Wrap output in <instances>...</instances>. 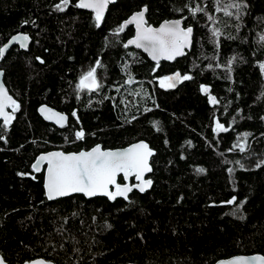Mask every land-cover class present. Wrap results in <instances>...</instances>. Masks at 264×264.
I'll return each mask as SVG.
<instances>
[{"label":"trees","instance_id":"1","mask_svg":"<svg viewBox=\"0 0 264 264\" xmlns=\"http://www.w3.org/2000/svg\"><path fill=\"white\" fill-rule=\"evenodd\" d=\"M60 2L0 0V47L17 32L31 36L28 50L13 46L0 58L5 84L20 104L8 129L0 122L4 259L214 264L264 255V0H244L241 20L217 12L216 0H117L99 27L91 13L75 7L78 0L64 11L56 9ZM197 6L204 11L193 16ZM143 7L149 24L185 17V26L194 28L191 49L157 66L141 50L125 48L133 27L116 33ZM213 28L222 33L218 44ZM97 60L102 87L78 92V77ZM177 72L192 79L159 86L160 78ZM41 103L66 111L68 123L43 120ZM217 121L228 131H215ZM81 130L84 138L76 139ZM142 139L155 150L153 184L133 190L128 200L82 194L48 200L43 172L32 169L42 152ZM233 197L236 203L227 204Z\"/></svg>","mask_w":264,"mask_h":264},{"label":"snow or ice","instance_id":"2","mask_svg":"<svg viewBox=\"0 0 264 264\" xmlns=\"http://www.w3.org/2000/svg\"><path fill=\"white\" fill-rule=\"evenodd\" d=\"M69 2L70 0H61V3L56 5V9L64 11L65 8L63 6H67ZM113 2L114 0H79L75 7L92 10L95 13L96 26L99 27L104 19L105 10ZM216 4L217 12H222L226 17L235 16L237 20L242 19L243 10L247 8L244 0H216ZM146 11L147 8H144L133 14L130 19L120 26L116 34L123 32L128 25H135L136 29L135 37L128 40L124 47L127 48L129 45H134L138 49H143L156 61L157 66H159V62L162 59L174 60L178 56L185 55V49L192 44V27H182L181 20L165 21L158 28L149 26L145 20ZM203 11L204 9L199 6L191 9L193 16ZM209 19L212 20L213 17L209 16ZM211 31L213 37L217 38L216 43L218 44V38L222 34L220 29L213 28ZM261 39H264V37ZM12 40L19 42L20 47L26 48L29 37L21 35L12 37ZM6 48L7 45L0 47V57H3ZM233 60H235V57L229 61V65H231ZM102 66L101 61L97 60L94 67H91L80 76L76 85L78 92L85 90L95 92L102 87L97 77V69ZM260 68L264 71V63L260 64ZM0 75H3V73H0ZM191 79L190 75H181L177 72L174 75L161 78L160 87L174 88L178 82ZM131 82V80L128 81V83ZM201 91L209 94L210 89L207 86H201ZM209 101L213 105L218 103L217 98L211 95H209ZM7 108H11L12 112L6 111ZM19 108L20 105L8 94L3 84H0V117L3 118L5 126L11 124L14 114ZM147 110L150 111V109ZM40 111L44 114L45 119H54L61 127L65 126L67 121L65 115L54 112L47 107H42ZM72 115L76 116V113L73 112ZM215 131L225 132L228 129L217 121ZM84 135L85 133L82 130L75 133L76 139H83ZM0 139H3V137H0ZM240 150L244 151V145L240 146ZM153 155V151L143 141L117 151L102 150L97 145L90 151H81L79 153L51 152L41 155L32 165V168L35 172H40L42 164L46 163L47 174L44 186L48 200L69 196L72 193H83L87 197L105 196L109 200L123 197L128 200V194L134 188L140 192H145L147 188L151 187L152 180L144 177L146 173L152 171L149 161ZM261 163H264V161ZM260 166V163H258L257 167ZM198 171L203 172L204 170L198 169ZM121 175L124 181H128L130 177L134 176L139 183H119L118 177ZM226 203L229 205L234 204L236 203V198L233 197ZM0 264H4L3 259H0ZM36 264H45V262L37 261ZM226 264H264V255L240 256L227 261Z\"/></svg>","mask_w":264,"mask_h":264},{"label":"water","instance_id":"3","mask_svg":"<svg viewBox=\"0 0 264 264\" xmlns=\"http://www.w3.org/2000/svg\"><path fill=\"white\" fill-rule=\"evenodd\" d=\"M116 1H117V0H114L113 3H110V4L108 5L107 9L105 10V14H106V12L108 11L109 6H110L111 4H114ZM78 2H79V0H78ZM144 8H147V7H143V8L140 9V10H136V11H134V12H133V13H132L127 19H125V20L123 21L122 24H124V22H126L128 19H130L131 16H132L133 14H135V13H137V12L143 10ZM80 9H81V8H80ZM82 10H85V11H88V12H92V13H94V12H93L92 10H90V9H82ZM147 10H148V9H147ZM94 14H95V13H94ZM105 14H104V15H105ZM145 20L147 21V11L145 12ZM174 20H181V21H182V27H185V28H186V27H192V29H193V33H192V44H193L194 28H193L192 25L185 26V17H182V18H171V19H165V20L161 21L158 25H154V24H151V23H150V24L147 23V24H148L149 26H152V27L158 28V27H159L162 23H164L165 21H174ZM147 22H148V21H147ZM131 26H132L133 29H134V34H133V36L130 37L128 40L133 39V38L135 37V33H136L135 25H128L127 27H131ZM127 27H126V28H127ZM21 35H27V36L29 37L28 46H27L26 48H22V47H20L19 42H17V41H13V40H12V37H17V36H21ZM128 40H127V41H128ZM127 41H126V43H127ZM30 42H31V36H30L28 33L23 32V31L17 32L16 34L12 35V36H11V37H10V38H9V39H8V40H7L2 46H1V47H4L5 45H7V48H6V50H5V53H4L3 57L6 55V53H7V52H8L13 46H19L21 49L28 50L29 45H30ZM126 43H125V44H126ZM192 44H191V46H190L189 48H186V49H185V54L187 53L188 50L191 49ZM128 47H134V48H136L134 45H129ZM136 49H138V48H136ZM139 50H141L144 54H146V55L148 56V58H149L152 62H155V63H156V61H154V60L151 58V56H150L147 52H145L143 49H139ZM3 57H1V58H3ZM179 57H181V56H178V57H176V58H179ZM174 60H175V59H174ZM174 60H163V59H162V60H160V62H161V61L172 62V61H174ZM0 73H3V75H0V84H3V86H4V88L7 90L8 94H9V95L15 100L14 96L10 93V91H9V89H8V87H7V85L5 84V81H4V70L0 69ZM15 101H16V100H15ZM42 107H47V108L51 109V110L54 111V112H58V113H60V114H62V115H65V116L67 117V121H66L65 125L68 123V121H69V117H68V115H66V114H64V113H62V112L56 110L55 108H53V107H51V106H49V105H47V104H42V105L38 108V112H39V114L41 115V117H42L46 122H49V123L54 124V125H56V126H60V125H58V124L55 122L54 119H53V120L45 119L44 114H42L41 111H40V109H41ZM9 109H10V108H7L6 111H8L9 113H11V112L9 111ZM0 120H3V118L0 117ZM60 127H61V126H60ZM141 141H143L144 143L148 144L149 148H150V149L153 151V153L155 154V150H154L153 148H151L150 144H149L146 140H143V139H142V140L135 141V142H132V143H130L129 145H126V146H123V147H115V148H105V147H103V145H102L101 143H97V144H95L94 146H92V147L89 148V149H81V150H79V151L65 152V151H63V150H61V149H54V150H50V151H47V152L39 153V154L35 157V160H34V162L32 163V165L36 162V160H37L41 155H46V154L51 153V152H64V153H66V154L79 153V152H81V151H90L92 148L96 147L97 145H99V146L101 147L102 150L117 151V150H123V149H126V148L132 146L133 144H136V143L141 142ZM151 159H152V157H150V161H149V163H150V166L152 167ZM32 169H33V168H32ZM152 171H153V167H152ZM152 171L149 172V173H146L144 178H145V179H151V180H152V178L149 177V175L152 173ZM40 172H43V173H44L43 187H44V191H45V196H46V198H47L46 189H45V186H44V185H45V181H46V174H47V165H46V163L42 164V167H41V171H40ZM121 176H122V175H121ZM119 177H120V176H119ZM119 177H118V182H119ZM122 178H123V177H122ZM132 178H133V180H134L133 183H132V181H131ZM119 183L136 184V183H139V181H137V180L135 179V177L133 176V177H130L128 181H124V180H123V182H119ZM152 184H153V180H152ZM151 186H152V185H151ZM150 188H151V187L147 188V190L150 189ZM111 190H114V189H111ZM133 190H137V191H139V190L136 189V188H134ZM130 193H131V192H130ZM130 193H129L128 195H130ZM73 194H82V195H84L83 193H72V194H70V195H73ZM70 195H69V196H70ZM84 196H85V195H84ZM65 197H66V196H65ZM85 197H86V198H90V197H87V196H85ZM104 197H105V196H104ZM59 198H62V197H58V198H56V199H59ZM106 198H107V197H106ZM117 198H123V197H117ZM56 199H54V200H56ZM123 199H124V198H123ZM110 201H114V200H110ZM256 255H262V254L254 253V254H249V255H235V256L228 257V258L220 259V260L216 261L214 264H226L227 261H229V260H231V259H234V258H236V257H240V256H244V257H252V256H256ZM0 259H3V260H4V264H10V263H8V262L4 259V257L2 256L1 253H0ZM37 261H44L45 264H55L53 261H50V260H47V259H44V258H35V259L29 260V261H25V262H23V263H21V264H36ZM127 264H135V263H127Z\"/></svg>","mask_w":264,"mask_h":264},{"label":"flooded vegetation","instance_id":"4","mask_svg":"<svg viewBox=\"0 0 264 264\" xmlns=\"http://www.w3.org/2000/svg\"><path fill=\"white\" fill-rule=\"evenodd\" d=\"M85 11V10H84ZM86 12H88V11H86ZM89 13H91L94 17H95V14L94 13H92V12H89ZM24 32V31H23ZM29 34V33H28ZM147 56V55H146ZM148 57V56H147ZM1 58V57H0ZM150 60V59H149ZM153 63H155V62H153ZM160 63V62H159ZM0 69H2V68H0ZM3 70V69H2ZM161 79V78H160ZM159 79V80H160ZM78 82H79V77H78V81H77V84H78ZM8 87V86H7ZM9 89V88H8ZM10 91V90H9ZM10 93L14 96V98H15V100H16V102L19 104V102H18V98L10 91ZM42 104H47V103H41V104H39L38 105V107H37V112H38V108L42 105ZM20 105V104H19ZM47 105H49V104H47ZM50 106V105H49ZM51 107H53V106H51ZM53 108H55L56 110H58V111H60V112H62V113H64V114H66V115H68V117H69V114L66 112V111H62V110H59V109H57L56 107H53ZM19 110H20V108H19ZM19 110L14 114V119L16 118V115H17V113L19 112ZM9 111L10 112H12V109L10 108L9 109ZM38 114H39V112H38ZM40 115V114H39ZM41 116V115H40ZM42 118V117H41ZM14 119L12 120V122L14 121ZM43 119V118H42ZM69 119H70V117H69ZM44 120V119H43ZM0 122L2 123V124H4V122H3V120H0ZM12 122H11V124H12ZM11 124H9V125H7L6 127H7V129L10 127V125ZM58 127H60V126H58ZM83 131V130H82ZM54 150V149H53ZM61 150H63L64 151V149H61ZM65 152H71V151H65ZM44 174V173H43Z\"/></svg>","mask_w":264,"mask_h":264},{"label":"rangeland","instance_id":"5","mask_svg":"<svg viewBox=\"0 0 264 264\" xmlns=\"http://www.w3.org/2000/svg\"><path fill=\"white\" fill-rule=\"evenodd\" d=\"M60 3H61V2H60ZM69 4H70V2H69ZM69 4H68L67 6H63V5H62V6H63V7L65 8V10H66V9L68 8ZM82 74H83V73H82ZM82 74H81V75H82ZM81 75H80V76H81ZM80 76H79V78H80ZM158 84H159V86H160V80L158 81ZM83 92H85V93H89V92L86 91V90L83 91Z\"/></svg>","mask_w":264,"mask_h":264}]
</instances>
